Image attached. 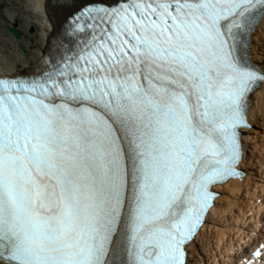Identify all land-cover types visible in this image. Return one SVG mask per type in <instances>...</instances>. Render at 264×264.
Segmentation results:
<instances>
[{"label": "snow or ice", "instance_id": "snow-or-ice-1", "mask_svg": "<svg viewBox=\"0 0 264 264\" xmlns=\"http://www.w3.org/2000/svg\"><path fill=\"white\" fill-rule=\"evenodd\" d=\"M65 20L38 71L0 75V264H190L244 175L264 0H86Z\"/></svg>", "mask_w": 264, "mask_h": 264}, {"label": "bare ground", "instance_id": "bare-ground-1", "mask_svg": "<svg viewBox=\"0 0 264 264\" xmlns=\"http://www.w3.org/2000/svg\"><path fill=\"white\" fill-rule=\"evenodd\" d=\"M33 3L29 4V9L21 8L20 13H16L15 10L9 12V15L2 16L4 26L11 23H15L22 32V37L19 40H11L13 43L12 52L8 54L5 59L0 61V73L11 74L13 70L17 71V66L23 72H31L33 68H30L34 62L40 59V54L44 52V49L51 36L58 33L62 22L65 20L66 15L74 7L73 3L67 5L61 4L59 0H46L47 18H43L38 13L41 0H32ZM31 27L34 32L28 31ZM50 27V28H49ZM3 35L8 38L6 32ZM45 36L47 40L45 41ZM3 46H7L4 38H1ZM18 45H22L25 48L24 52H21ZM252 52L254 58L260 61L262 67H264V26H261L256 32L253 40ZM251 113V118L254 124L252 130H248L245 135L247 155L245 157L244 166L250 171V176L247 180L240 183H229L223 186L222 190L226 193L218 201V209L215 214L208 219L210 223L207 228L195 241L194 245L190 246L191 258L190 264H204L203 258L210 264L213 256L218 251L226 253V249L218 248L216 252L211 250V246L216 244L219 246L223 237L226 236L225 228L229 230V236L232 241L237 242V236L233 233L236 228L237 231H244L245 234L240 239L244 240V237L248 233L240 227L243 219L255 220L259 216L261 207L264 202V186L263 181L259 180L264 171V86L259 92V97L256 101V106ZM263 177V176H262ZM260 199V202L256 201ZM237 212L238 215L235 221L232 223L229 218ZM247 214H249L248 217ZM236 218V217H234ZM235 225V226H232ZM234 229V230H233ZM228 232V231H227ZM250 238V236H248ZM226 240V238H224ZM198 244V245H197ZM225 245V244H224ZM234 244H230V247ZM206 246L205 249H202ZM208 251H211L209 254ZM204 254V255H203ZM204 256V257H203ZM224 254L221 261L225 258ZM196 257V258H195Z\"/></svg>", "mask_w": 264, "mask_h": 264}, {"label": "rangeland", "instance_id": "rangeland-1", "mask_svg": "<svg viewBox=\"0 0 264 264\" xmlns=\"http://www.w3.org/2000/svg\"><path fill=\"white\" fill-rule=\"evenodd\" d=\"M6 2H8V3H10V5L11 6H15L16 5V3H18L19 5L20 4H23V0H6ZM11 12V11H10ZM9 15V12L7 13V16ZM264 168V167H263ZM263 176V177H262ZM262 176L261 177H259V180L263 183V186H264V171H263V174H262ZM237 214V212H235L234 214H232V216L229 218V221L230 222H232L233 220H236L237 219V217H238V215H236ZM249 216V214H247V216L246 217H248ZM234 217H236V218H234ZM233 224L234 223H236L235 221H233L232 222ZM232 226H235V225H232ZM225 228V234H226V236H229V230H228V228L227 227H224ZM234 230V229H233ZM228 231V232H227ZM235 232V230L233 231V233ZM235 234V233H234ZM226 236L225 237H223V240L221 241V243L219 244V246L218 245H216V244H213L212 246H211V250L213 251V252H216L217 250H218V248H223L224 247V244L226 243V240H224V238H226ZM209 252V254H211L210 252L211 251H208ZM208 261H206L205 260V263L206 264H209V263H207Z\"/></svg>", "mask_w": 264, "mask_h": 264}, {"label": "water", "instance_id": "water-1", "mask_svg": "<svg viewBox=\"0 0 264 264\" xmlns=\"http://www.w3.org/2000/svg\"><path fill=\"white\" fill-rule=\"evenodd\" d=\"M10 30L13 31L16 34V36L19 35V32L16 29H10Z\"/></svg>", "mask_w": 264, "mask_h": 264}]
</instances>
